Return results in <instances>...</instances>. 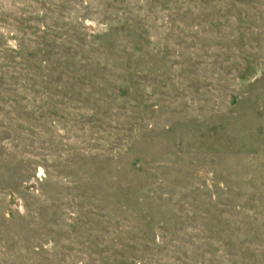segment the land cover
Returning <instances> with one entry per match:
<instances>
[{
    "label": "rangeland",
    "instance_id": "obj_1",
    "mask_svg": "<svg viewBox=\"0 0 264 264\" xmlns=\"http://www.w3.org/2000/svg\"><path fill=\"white\" fill-rule=\"evenodd\" d=\"M0 264H264V0H0Z\"/></svg>",
    "mask_w": 264,
    "mask_h": 264
}]
</instances>
